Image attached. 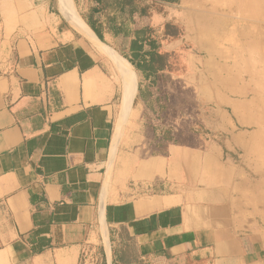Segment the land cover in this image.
Instances as JSON below:
<instances>
[{
    "label": "crops",
    "instance_id": "obj_1",
    "mask_svg": "<svg viewBox=\"0 0 264 264\" xmlns=\"http://www.w3.org/2000/svg\"><path fill=\"white\" fill-rule=\"evenodd\" d=\"M60 2L0 0V264H264L243 131L218 129L221 144L170 120L172 92L209 98L201 65L171 58L154 87L132 61L172 15L153 8L135 35L102 40Z\"/></svg>",
    "mask_w": 264,
    "mask_h": 264
},
{
    "label": "rangeland",
    "instance_id": "obj_2",
    "mask_svg": "<svg viewBox=\"0 0 264 264\" xmlns=\"http://www.w3.org/2000/svg\"><path fill=\"white\" fill-rule=\"evenodd\" d=\"M159 1L155 0L156 10L173 17L170 22L156 26L155 31L163 44L175 47L174 71L180 72L186 61L200 64L201 78L206 84L204 95L209 97L198 99L197 92L194 98L188 91L172 92L170 120L181 133L194 130L203 140L221 144L231 138V133L218 129L234 124L237 133L243 131L235 158L257 185L261 181L251 205L263 211L264 7L240 0ZM244 11L261 14L263 18L244 17ZM167 23L177 25L178 30L171 28V31L180 34L166 35ZM263 215L261 212L257 216V224L264 231Z\"/></svg>",
    "mask_w": 264,
    "mask_h": 264
},
{
    "label": "trees",
    "instance_id": "obj_3",
    "mask_svg": "<svg viewBox=\"0 0 264 264\" xmlns=\"http://www.w3.org/2000/svg\"><path fill=\"white\" fill-rule=\"evenodd\" d=\"M82 1L75 0L81 16L102 40L105 29H109L112 32L118 31L125 37L135 35L138 31V26L134 17L141 18L150 10L156 8L154 0H88L90 1L89 4H86L88 10L84 11ZM99 15H104L105 20L101 21L98 19L97 16ZM171 28L178 30L177 25L167 23L166 35L176 37L180 34L178 31L172 32ZM143 43L148 47L147 51L137 61H132L141 71L147 72L148 76H153L152 85L156 87L158 78L162 79L165 76L163 71L169 68L171 70L170 60L173 53L162 50L163 43L153 28L146 31ZM164 79L167 81L166 77ZM204 132L210 131L204 129ZM169 140H173V131L171 130L164 134L162 133L158 137L156 144L158 152L164 151L165 145Z\"/></svg>",
    "mask_w": 264,
    "mask_h": 264
},
{
    "label": "bare ground",
    "instance_id": "obj_4",
    "mask_svg": "<svg viewBox=\"0 0 264 264\" xmlns=\"http://www.w3.org/2000/svg\"><path fill=\"white\" fill-rule=\"evenodd\" d=\"M240 1L241 2H245V3H249V4H255L258 8L264 7V0H240ZM237 4H239V3H237ZM60 8L62 10V13H64L65 16H67L73 23H75L76 25H78L79 27H81L83 29H87V26L85 25L83 19L81 18V16L76 11L72 0H61ZM244 17L255 18V19L263 18V16L261 14H257V15L256 14H252L251 15V14L247 13L246 11H244ZM116 57H117V55H116ZM120 60H121V58H120ZM129 70H131V69L129 68ZM135 84H134V81L131 80V84H130V87L128 89V93L126 95V104H125V106H126L125 107V111L126 112L130 111L131 101H132V99L134 97V94H135V91H134V87L136 88Z\"/></svg>",
    "mask_w": 264,
    "mask_h": 264
}]
</instances>
